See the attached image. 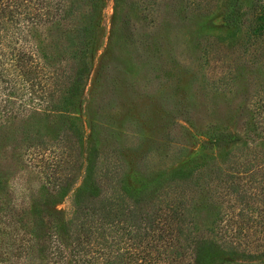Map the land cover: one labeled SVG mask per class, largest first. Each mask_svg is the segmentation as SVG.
<instances>
[{
	"label": "trees",
	"instance_id": "trees-1",
	"mask_svg": "<svg viewBox=\"0 0 264 264\" xmlns=\"http://www.w3.org/2000/svg\"><path fill=\"white\" fill-rule=\"evenodd\" d=\"M112 4L107 55L118 50L132 65L104 64L99 107L118 106L123 86L149 92L196 62L208 88L197 94L232 102L243 80L261 109L235 128L219 115L197 126L194 100L184 142L170 128L144 148L131 122H89L86 135L77 110L105 0H0V264H264V86L243 71L259 68L248 41L262 25L245 0ZM216 10L222 28L200 29ZM187 137L206 153L183 161ZM124 149L137 152L139 187ZM67 197L68 210L58 209Z\"/></svg>",
	"mask_w": 264,
	"mask_h": 264
},
{
	"label": "rangeland",
	"instance_id": "rangeland-1",
	"mask_svg": "<svg viewBox=\"0 0 264 264\" xmlns=\"http://www.w3.org/2000/svg\"><path fill=\"white\" fill-rule=\"evenodd\" d=\"M245 5L249 10L248 15H254L256 17V22L262 25V34L259 36L256 35L248 41L249 57L251 59H254V57L257 58L256 60L259 64L258 70L255 72L250 65H246L243 71L245 74L251 75L252 77L255 74H260L264 86V0H245ZM221 12L222 10H216L214 14L202 20L200 29L206 31L221 29L223 26L222 17L220 15ZM112 14V0H105L102 19L103 34L98 42L100 48L95 54L93 69L89 75L86 88L81 95V108L77 110V113L86 121V135L90 134L89 122H93L94 125L101 124L100 122L106 124L114 122L117 128L121 127V125L125 127L127 122H131L132 128L141 138L145 139L142 145V148H144L150 145L154 139L158 140L160 143L165 141L166 134L164 136L161 134L170 128H172L174 133H180L182 142H184V135L187 134V131H184L185 129L182 126H188L189 124V116L186 109L193 107L191 103L194 100L196 102V107L193 110L196 109L198 111H196L197 114L195 115L198 120L195 119L194 124L197 126H201V123L219 115L218 117L227 121L231 128H235L241 124V119L244 118L242 114L248 113L249 117H252L253 114L255 115V113H258L261 109L257 101V99H259L258 93H255L254 96L251 92L250 94L247 93L246 90L248 89L244 86L243 80L240 81L238 86L239 92L236 94V99L232 102L227 100L228 97L223 98L219 95L216 97L211 92H208V94L212 95V98L209 95L207 98L203 97L207 94H203V96L201 93L197 94L196 89L204 93L208 88L203 87L205 83L202 80V74L196 62L187 68L174 66L170 72H167L161 77H157L154 88L149 92L139 89L133 93L123 86L120 88L119 97L121 102L117 104L118 106L115 107L114 103L111 101L108 104L103 103L104 105L99 107L97 101L100 96L97 94L96 90H98L99 84L102 81L103 75L101 70L104 64L107 62L108 65H112V68L117 67L121 71L129 70L132 65V62L126 57H122V55H119L120 53L118 54V50L114 49L113 51L115 53L107 55V35ZM123 78L124 76L121 75L120 81H123ZM259 93L264 94V89L259 91ZM195 95L199 98V101L194 99ZM228 95H230V97L232 96L231 93ZM95 106H98L99 109H96ZM234 107H237L235 109L236 117L230 119L226 112L228 111L229 114L232 113ZM119 108L121 110H119ZM211 109L214 110L212 116L208 115L207 112V110ZM263 110L264 105L262 106V111ZM190 131L192 132L191 129H189V132ZM117 137L122 141L123 137L120 131L117 132ZM188 137L185 144V146H188L187 157L185 158L186 160L183 161L192 159L200 153H206V150L200 147L196 139ZM136 142L137 140L134 139V143ZM121 155L127 162L129 182L133 186L139 187L142 185V179L136 167V161L138 159L137 152L124 149ZM37 185H39V183H37ZM69 204L70 198L67 197L58 201L56 207L61 210H68Z\"/></svg>",
	"mask_w": 264,
	"mask_h": 264
}]
</instances>
